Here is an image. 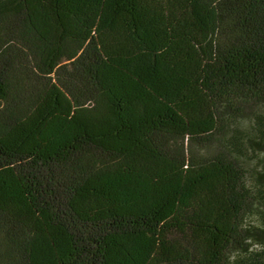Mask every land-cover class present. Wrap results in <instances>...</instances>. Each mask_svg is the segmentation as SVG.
<instances>
[{
	"label": "trees",
	"instance_id": "1",
	"mask_svg": "<svg viewBox=\"0 0 264 264\" xmlns=\"http://www.w3.org/2000/svg\"><path fill=\"white\" fill-rule=\"evenodd\" d=\"M0 264H264V0H0Z\"/></svg>",
	"mask_w": 264,
	"mask_h": 264
}]
</instances>
